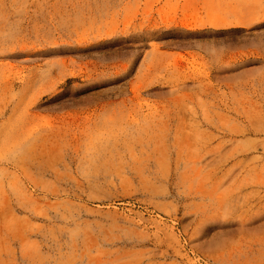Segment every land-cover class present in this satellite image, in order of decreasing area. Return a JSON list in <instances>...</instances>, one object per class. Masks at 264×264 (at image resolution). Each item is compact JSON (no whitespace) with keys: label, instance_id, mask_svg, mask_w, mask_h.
Here are the masks:
<instances>
[{"label":"rangeland","instance_id":"obj_1","mask_svg":"<svg viewBox=\"0 0 264 264\" xmlns=\"http://www.w3.org/2000/svg\"><path fill=\"white\" fill-rule=\"evenodd\" d=\"M0 264H264V0H0Z\"/></svg>","mask_w":264,"mask_h":264}]
</instances>
